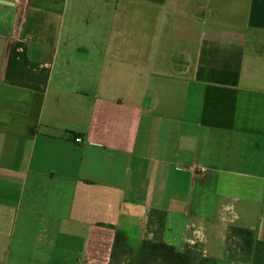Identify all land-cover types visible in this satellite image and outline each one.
Returning a JSON list of instances; mask_svg holds the SVG:
<instances>
[{
	"label": "crops",
	"instance_id": "0c3cea01",
	"mask_svg": "<svg viewBox=\"0 0 264 264\" xmlns=\"http://www.w3.org/2000/svg\"><path fill=\"white\" fill-rule=\"evenodd\" d=\"M154 209L253 264L226 245L264 240V0H0V264H111Z\"/></svg>",
	"mask_w": 264,
	"mask_h": 264
},
{
	"label": "trees",
	"instance_id": "16d2710c",
	"mask_svg": "<svg viewBox=\"0 0 264 264\" xmlns=\"http://www.w3.org/2000/svg\"><path fill=\"white\" fill-rule=\"evenodd\" d=\"M157 215V229L153 237L146 236L138 248L132 247L127 235L116 229L111 251V264H217V259L205 255L199 244L178 250L162 236L165 211L152 210ZM226 252L230 260L264 264V240L258 239L255 230L230 225Z\"/></svg>",
	"mask_w": 264,
	"mask_h": 264
},
{
	"label": "built area",
	"instance_id": "2783aa9c",
	"mask_svg": "<svg viewBox=\"0 0 264 264\" xmlns=\"http://www.w3.org/2000/svg\"><path fill=\"white\" fill-rule=\"evenodd\" d=\"M1 1H3V2H7V3H10V4H13V5H15V6H22L25 2H27L28 0H1ZM75 140L77 141V142H82L83 141V139H82V137L81 136H76L75 137Z\"/></svg>",
	"mask_w": 264,
	"mask_h": 264
}]
</instances>
